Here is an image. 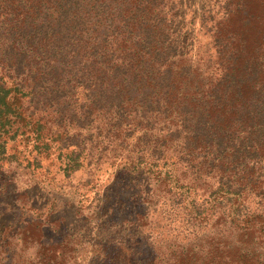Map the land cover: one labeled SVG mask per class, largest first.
I'll return each mask as SVG.
<instances>
[{"label": "trees", "instance_id": "trees-1", "mask_svg": "<svg viewBox=\"0 0 264 264\" xmlns=\"http://www.w3.org/2000/svg\"><path fill=\"white\" fill-rule=\"evenodd\" d=\"M188 1L0 0V136L50 149L55 122L75 171L96 148L79 129L138 134L125 166L155 209L214 230L154 264H264V0H210L206 58L178 31ZM74 234L36 264H77Z\"/></svg>", "mask_w": 264, "mask_h": 264}, {"label": "rangeland", "instance_id": "rangeland-1", "mask_svg": "<svg viewBox=\"0 0 264 264\" xmlns=\"http://www.w3.org/2000/svg\"><path fill=\"white\" fill-rule=\"evenodd\" d=\"M187 3V16L176 18L179 34L206 58L211 32L200 24L210 0ZM107 124L100 120L91 132L79 129L83 144L96 148L75 171L64 170L71 148L60 155L55 122H47L54 133L44 139H52L50 149L0 136V264H36L40 245L57 244L72 233L77 264H154L158 251L164 255L168 247L213 235L209 228L192 233L182 211L155 209L151 185L125 166L128 156H137L131 150L138 134L115 137Z\"/></svg>", "mask_w": 264, "mask_h": 264}]
</instances>
